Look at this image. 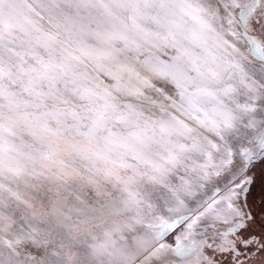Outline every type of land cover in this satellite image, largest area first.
I'll return each instance as SVG.
<instances>
[{
    "label": "snow or ice",
    "instance_id": "obj_1",
    "mask_svg": "<svg viewBox=\"0 0 264 264\" xmlns=\"http://www.w3.org/2000/svg\"><path fill=\"white\" fill-rule=\"evenodd\" d=\"M0 264H264V0H0Z\"/></svg>",
    "mask_w": 264,
    "mask_h": 264
}]
</instances>
